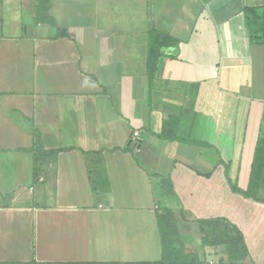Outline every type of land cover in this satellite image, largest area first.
Masks as SVG:
<instances>
[{
	"label": "crops",
	"instance_id": "0c3cea01",
	"mask_svg": "<svg viewBox=\"0 0 264 264\" xmlns=\"http://www.w3.org/2000/svg\"><path fill=\"white\" fill-rule=\"evenodd\" d=\"M251 10L264 0H0V264H264ZM151 30L179 42L153 65ZM38 147L58 153L36 174ZM163 213L211 257L162 263ZM211 220L244 256L204 242Z\"/></svg>",
	"mask_w": 264,
	"mask_h": 264
},
{
	"label": "trees",
	"instance_id": "16d2710c",
	"mask_svg": "<svg viewBox=\"0 0 264 264\" xmlns=\"http://www.w3.org/2000/svg\"><path fill=\"white\" fill-rule=\"evenodd\" d=\"M45 3V1H43ZM39 3L38 4V10L37 13L39 14L40 18H43L47 15V7L45 4ZM249 26L252 31L253 37H260L262 36L261 33H264V17L263 15H257L253 10L249 12ZM259 34V35H258ZM178 40L174 39L170 35L162 34L156 30H151L150 32V61L153 65V62L159 57V55L162 53L161 48H170L172 46L178 45ZM167 126V125H166ZM169 128V130H168ZM164 129L163 133H160V135L165 138L168 134H174L173 130L168 126ZM176 128V127H175ZM176 130V129H174ZM58 151L53 152H47L43 151L40 147H38L35 150V156H34V163H35V173L38 174L43 164L45 163V160L47 156L52 154H57ZM264 168V138L260 140L257 148V152L255 155L254 163H253V173L256 175H260L263 172ZM161 188L163 190H167L168 187V180L164 179L161 182ZM254 189V186L252 185L249 192H252ZM165 214L163 213L160 215V225L162 230V238H163V244H164V261L162 263H168L171 259H188L193 258L190 255L186 254L183 255L179 252L178 247L175 245L176 239H177V227L175 226V220L173 216L168 215L167 213V220L163 221V217ZM174 221V222H173ZM205 224H208V230H210V233L208 231H205V243L211 244L212 243H219L220 241H225L227 243L228 248L230 249V258L237 259L239 255L242 257L244 256V244L242 243V238L240 237V234L236 228H231L228 223H224L220 220H211V221H205ZM230 227V228H229ZM204 229H206L204 227ZM232 233H231V232ZM234 233V234H233ZM218 236V238H217ZM221 238H220V237ZM215 237V239H213ZM206 239H210L208 242Z\"/></svg>",
	"mask_w": 264,
	"mask_h": 264
},
{
	"label": "rangeland",
	"instance_id": "374dc122",
	"mask_svg": "<svg viewBox=\"0 0 264 264\" xmlns=\"http://www.w3.org/2000/svg\"><path fill=\"white\" fill-rule=\"evenodd\" d=\"M174 223H175V226L180 229V231H185L184 227L182 226L183 221L181 218L179 219L178 217L175 216V222ZM191 236H192L191 241H188V243H183V240L185 239L184 235L183 234L182 235L177 234L176 242L179 241L180 243H183L179 247L177 246L179 252L182 253L183 255L188 254L191 257L196 258V259L202 258V256L205 259H209L211 257L212 252L206 251V248H208L207 246H203V244L200 245L201 239L198 238V234H196V235L192 234ZM217 238H218V236H217ZM213 239H215V237ZM209 240L210 239H206L207 242ZM220 253H223V252H220Z\"/></svg>",
	"mask_w": 264,
	"mask_h": 264
},
{
	"label": "built area",
	"instance_id": "2783aa9c",
	"mask_svg": "<svg viewBox=\"0 0 264 264\" xmlns=\"http://www.w3.org/2000/svg\"><path fill=\"white\" fill-rule=\"evenodd\" d=\"M139 135H140V132H139L138 130H136V131L134 132V138H138Z\"/></svg>",
	"mask_w": 264,
	"mask_h": 264
}]
</instances>
